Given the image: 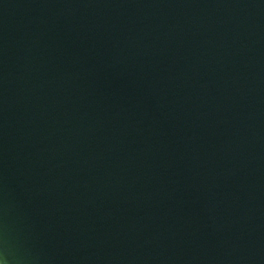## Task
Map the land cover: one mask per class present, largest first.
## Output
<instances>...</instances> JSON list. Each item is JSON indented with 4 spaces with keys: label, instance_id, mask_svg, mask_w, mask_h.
Here are the masks:
<instances>
[{
    "label": "water",
    "instance_id": "95a60500",
    "mask_svg": "<svg viewBox=\"0 0 264 264\" xmlns=\"http://www.w3.org/2000/svg\"><path fill=\"white\" fill-rule=\"evenodd\" d=\"M0 264H264V0H0Z\"/></svg>",
    "mask_w": 264,
    "mask_h": 264
}]
</instances>
